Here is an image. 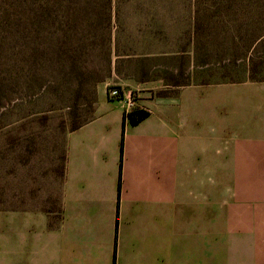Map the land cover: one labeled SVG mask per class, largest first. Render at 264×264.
<instances>
[{"label": "rangeland", "instance_id": "obj_1", "mask_svg": "<svg viewBox=\"0 0 264 264\" xmlns=\"http://www.w3.org/2000/svg\"><path fill=\"white\" fill-rule=\"evenodd\" d=\"M102 1L0 0V215L11 212L12 208H23L17 204L22 197L26 209L49 207L47 199H55L59 192L58 174L63 164L67 134L74 125L93 118L97 87L101 83L108 82V87L121 88L117 73L106 75L108 52L100 46L92 50L82 46L78 40L82 32L66 25L70 22L68 17L83 13L97 21L101 16ZM191 2L116 0L113 7L118 12L120 29L115 33L121 41L120 48L186 47L192 23ZM227 6L226 1L220 6L210 2L201 6L203 13L207 9L209 18L206 31L199 34L198 45L206 49L207 56L199 61V68H185L180 79L184 81L189 76L190 86L231 82L256 84L190 90L200 100L193 103L195 116H198L195 120L201 122V127H194L193 132L199 160H203L200 146L204 134L222 136L237 143L243 141L248 127H256L259 135L250 142L264 140V100L257 99L258 91L264 87V43L253 46V62L245 58L246 51L252 47L251 41L264 30L263 14L253 2L250 6L233 5V9L240 7L237 16L228 14ZM233 55L241 59L235 66L228 61ZM114 59L111 55L112 66ZM136 65H120L122 76L119 77L136 75L140 72ZM168 69L164 66L147 68L149 80L161 82L159 85L164 87L156 90V95L172 91L167 86L170 79H159L161 74L171 73ZM131 91L138 97V90ZM210 93L213 107L219 106L221 93L229 98L238 97L244 129L220 127L218 116H213L210 127H203L199 119H203L204 96L209 98ZM235 157L230 154L229 159H225L213 151V168L226 163L239 164ZM261 162L256 165L253 175L264 167ZM225 183L224 189L220 190L219 181H213L212 221L216 226L211 227V232L220 229L219 223L226 226L222 233L213 235L211 252L216 244L221 254L216 253L218 249L213 251L211 264L216 259L221 264H264V204L254 203L257 197L264 195V185H246L242 181L243 184L235 188L234 181ZM258 207L260 210L256 209ZM0 222L4 223V220ZM258 224L263 226L257 227ZM6 230L5 233L0 230V264H12L11 235ZM179 245L180 261L181 257L191 253L194 243L180 237ZM206 250L210 251L209 245ZM193 252L200 251L195 249ZM165 264H170L168 259ZM188 264H200V261L189 260Z\"/></svg>", "mask_w": 264, "mask_h": 264}, {"label": "crops", "instance_id": "obj_2", "mask_svg": "<svg viewBox=\"0 0 264 264\" xmlns=\"http://www.w3.org/2000/svg\"><path fill=\"white\" fill-rule=\"evenodd\" d=\"M118 83L124 94L139 91L138 108L148 116L131 125L124 118L125 102L109 100V83L97 87L93 118L66 136L56 198L47 199L46 209L32 210L24 207L22 197L17 204L23 208L0 215V230L11 235L12 264H165L166 259L170 264L196 259L211 264L213 251L221 254L216 244L211 252L213 235L226 226L219 223L220 229L211 232L216 226L213 181H219L220 190L229 180L235 188L242 181L264 185V167L253 175L258 162L264 164V140L250 142L258 128L248 127L237 143L202 135L203 160L197 159L193 142L194 127H201L193 103L200 100L190 90L256 83L188 85L167 96L155 94L164 88L158 81ZM257 95L264 100V87ZM203 104V127L218 116L220 127L244 129L238 97L221 93L219 106L213 107L210 93ZM213 151L225 159L233 154L239 164L213 168ZM254 203L264 204V195ZM180 237L194 245L179 261ZM213 264L221 263L216 259Z\"/></svg>", "mask_w": 264, "mask_h": 264}, {"label": "trees", "instance_id": "obj_3", "mask_svg": "<svg viewBox=\"0 0 264 264\" xmlns=\"http://www.w3.org/2000/svg\"><path fill=\"white\" fill-rule=\"evenodd\" d=\"M226 1L228 6L226 7V12L228 14L234 16L240 12V7L238 9H233V5H245L250 6L253 2L254 6L259 7L262 17V24L264 25V0H250L251 2H245L246 0H192L190 3V15H191V29L188 33L189 44L186 47H180L179 49H147V50H138L131 48L121 47V41L117 37L115 33L116 30L120 29V23L117 22L118 12L117 9H114L113 4H116V0H103L101 16L98 17L97 21H95L91 15L88 13L76 14L73 17H68L70 22L66 23L67 26L73 27L75 31L80 30L81 36L78 38L79 42H81L82 46L87 49H93L95 46H100L104 49V52H108L109 58L107 61V70L106 75L111 76V72L115 75L118 74L117 78L120 80L124 79H132L136 82H148V70L147 68L153 67L154 69L159 66H164L166 69L170 70L171 73L161 74V78L163 80L170 79L171 82H167V86L172 88V91H166L158 93L157 96H167L176 94L178 89L186 87L189 85V76L181 80L183 78L185 68L194 67L199 68V61H202L204 57H206V49L204 47L198 45V41L200 38V33H204L207 28V9L204 10V13L201 9L202 5H207L208 2L213 4L214 6H220L221 2ZM238 1V2H237ZM244 2V3H243ZM220 10V7L217 8ZM253 11V9H251ZM249 11V12H252ZM206 23V25H205ZM235 36L233 40L235 41ZM264 43V30H262L261 34L254 38L251 41V49L246 51L245 58L249 62L252 61V48L257 44ZM167 48V47H166ZM136 50V51H135ZM91 52V51H90ZM111 55L114 56L113 66L111 64ZM241 60L236 55H233L228 59V61L232 62L235 66L237 62ZM153 62V64H152ZM157 62V63H156ZM161 62V63H158ZM125 63H135L137 64L135 68L137 69L136 75H125L123 77L120 74L119 66ZM112 67V70H111ZM173 74H178L176 77ZM157 76H160L158 73ZM173 75V76H172ZM109 76V77H110ZM108 77V76H107ZM103 79V78H102ZM101 79V80H102ZM155 79V78H154ZM157 79V80H159ZM100 80V79H99ZM232 83V82H231ZM235 83V82H233ZM148 116V112L141 110L139 108L134 109L131 113L124 116L125 120H127L131 125H136L141 122L144 118ZM127 118V119H126ZM92 119V118H91ZM90 119V120H91ZM89 120V121H90ZM87 121V122H89ZM85 122V123H87ZM76 124L71 128V131L78 129L83 124Z\"/></svg>", "mask_w": 264, "mask_h": 264}, {"label": "built area", "instance_id": "obj_4", "mask_svg": "<svg viewBox=\"0 0 264 264\" xmlns=\"http://www.w3.org/2000/svg\"><path fill=\"white\" fill-rule=\"evenodd\" d=\"M107 95L109 100H123L125 102L126 110L124 116L126 117L134 109L138 108V97L135 91H131L128 94H123V91L119 86H110L107 89Z\"/></svg>", "mask_w": 264, "mask_h": 264}]
</instances>
